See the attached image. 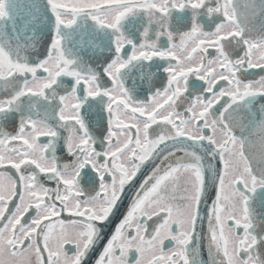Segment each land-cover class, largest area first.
Masks as SVG:
<instances>
[{"label": "snow or ice", "instance_id": "snow-or-ice-1", "mask_svg": "<svg viewBox=\"0 0 264 264\" xmlns=\"http://www.w3.org/2000/svg\"><path fill=\"white\" fill-rule=\"evenodd\" d=\"M252 70L264 0H0V264H264Z\"/></svg>", "mask_w": 264, "mask_h": 264}, {"label": "flooded vegetation", "instance_id": "flooded-vegetation-1", "mask_svg": "<svg viewBox=\"0 0 264 264\" xmlns=\"http://www.w3.org/2000/svg\"><path fill=\"white\" fill-rule=\"evenodd\" d=\"M23 2L27 3V0H23ZM259 2H260V0H257V3H259ZM241 3H243V0H241ZM262 74H264V73H261L259 70H252V75H250V76H248L246 78L254 79V78H258ZM160 79L163 80V79H165V77L163 75H161ZM141 98H143V97H141ZM13 127H14V125L10 124V125L7 126V130L11 131L13 129ZM41 142H45L43 138H42ZM58 155L63 157L61 159V163L66 161L67 157L63 153L58 152ZM213 163L216 164L217 166H219L218 165V159H217V161H214ZM0 171H12V170H10V169H0ZM149 172H150V167H142V170H141L140 173H138L135 182L133 184H131L130 186H126L124 197H123V202H122V205H121V212L124 210V208H126L130 197L135 194L139 184L143 181L144 177L149 174ZM119 217H120V213L118 212L115 216L112 217L111 222H109V223H107L105 225V227L103 229V231H104V239H106L107 236H109L111 234L112 230L115 227V224L118 222ZM205 224H206V222H205ZM171 246H172L171 243L166 242V247H171ZM101 247H102V244L98 245L97 246V251ZM205 258H206V251H205ZM130 259H134V256H131ZM86 264H91V260L89 259L88 261H86Z\"/></svg>", "mask_w": 264, "mask_h": 264}, {"label": "water", "instance_id": "water-1", "mask_svg": "<svg viewBox=\"0 0 264 264\" xmlns=\"http://www.w3.org/2000/svg\"><path fill=\"white\" fill-rule=\"evenodd\" d=\"M205 222H206V220H205Z\"/></svg>", "mask_w": 264, "mask_h": 264}]
</instances>
